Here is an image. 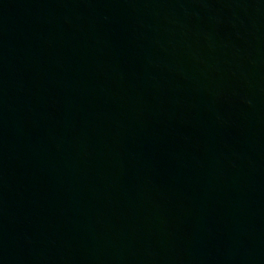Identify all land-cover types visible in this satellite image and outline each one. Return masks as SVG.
<instances>
[{
  "label": "water",
  "instance_id": "water-1",
  "mask_svg": "<svg viewBox=\"0 0 264 264\" xmlns=\"http://www.w3.org/2000/svg\"><path fill=\"white\" fill-rule=\"evenodd\" d=\"M0 264H264V0H0Z\"/></svg>",
  "mask_w": 264,
  "mask_h": 264
}]
</instances>
